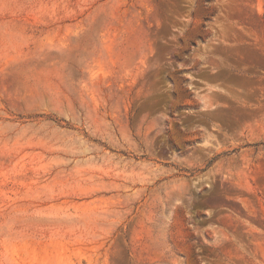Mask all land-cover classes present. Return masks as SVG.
Returning <instances> with one entry per match:
<instances>
[{
	"label": "rangeland",
	"instance_id": "374dc122",
	"mask_svg": "<svg viewBox=\"0 0 264 264\" xmlns=\"http://www.w3.org/2000/svg\"><path fill=\"white\" fill-rule=\"evenodd\" d=\"M0 264H264V0H0Z\"/></svg>",
	"mask_w": 264,
	"mask_h": 264
}]
</instances>
